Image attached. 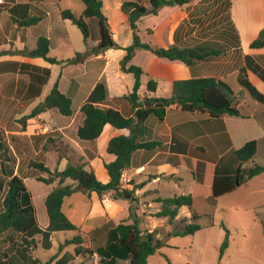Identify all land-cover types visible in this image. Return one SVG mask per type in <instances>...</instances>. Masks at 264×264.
<instances>
[{"label": "crops", "instance_id": "crops-1", "mask_svg": "<svg viewBox=\"0 0 264 264\" xmlns=\"http://www.w3.org/2000/svg\"><path fill=\"white\" fill-rule=\"evenodd\" d=\"M124 1L149 7V0H101L102 11L107 18L113 40L122 49L130 46L133 41L129 18L121 10ZM64 10L79 16L84 6L80 0H2L0 129H4L6 121L20 120L43 103L49 94H43L48 78L53 75L55 66L59 67L57 81L53 86L56 84L58 91L71 99L73 113L70 117H65L56 110H50L25 120L26 123L17 129H4L6 135H11L8 143L12 142L9 149L16 159L15 174L19 176L21 158H29L28 163L32 160L42 163L53 178L50 168L55 167V160L59 165L68 159L69 165L74 160L73 157H76L78 163L74 166L85 164V169L92 170L101 182L106 183L109 177L104 163L114 160L112 155L106 153L108 141L116 135H128V131L116 130L107 125L96 141H80L76 137L83 121L80 107L95 85L102 81L106 84L108 94L100 107L114 109L125 117H131V106L123 97L132 91L134 78L119 70V61L125 54L122 49H108L98 55H85L75 63H67L77 53L83 54L85 45L83 40L80 41L75 36L71 28L74 25L62 19L61 12ZM27 18H37L39 21L35 25L22 26L20 22ZM86 23L90 35L89 44L96 46L99 40L98 22L89 19ZM136 26L138 37L141 33L154 37L158 48L216 46L218 49H230V54L228 51L223 55L210 57L191 68L181 63L158 59L149 51L137 50L131 64L143 70L138 91L139 102L146 96L169 98L174 81L191 78H238L245 56H250L264 69V47L250 48V44L264 29V0H193L182 6L162 7L157 15L141 17ZM40 37L49 41L48 57L57 60L59 64L52 65L42 58H32L25 54L36 48ZM227 40L232 41V46ZM140 42L147 44L142 40ZM43 70H49L50 73L45 82ZM246 74L248 82L264 96V82L249 70ZM149 80L156 83V90L151 94L146 90ZM247 94L241 87L234 89L231 95L236 98L239 107L243 108L239 117L225 115L212 119L200 112H184L174 105L166 111L162 121L153 116L146 119L142 141L156 142L158 146L152 150L141 149L133 153L130 167L123 173L127 182L122 185L124 189L135 190L138 201L133 213L140 221L143 232H153L157 230L158 221H165L167 225L163 227L164 234L169 233V227L180 218L183 222L190 223L192 214L212 216L217 206L225 200L231 204V209L264 205V172L245 185L227 192L240 166L234 152L246 143L256 141L257 151L252 160L241 164L242 168L255 165L264 167V104L248 98ZM15 124L20 125L18 122ZM48 152L55 156L53 167L48 166L46 161ZM37 178L39 177L35 179ZM22 179L25 182V178ZM68 181L70 180H66L64 185L76 187L74 182L70 184ZM214 191H217L215 196ZM76 193L82 194L85 201L76 204L69 200L65 204L64 200L62 212L79 229V234L86 236L108 223H132L127 201L112 200L108 195L98 198L95 193L88 195L81 190ZM187 195L193 198L192 208H180L172 224L168 222V218L154 217L161 210L158 199ZM197 201L203 209H198ZM143 224L148 227L147 230L143 229ZM47 225L48 219L42 225V230ZM37 237L41 244V235ZM20 239L21 235L12 233L11 230L4 233L0 237V253L16 256V264H32L22 250L16 251L15 245ZM29 255L31 256V251ZM90 259L99 264L96 256Z\"/></svg>", "mask_w": 264, "mask_h": 264}, {"label": "trees", "instance_id": "trees-1", "mask_svg": "<svg viewBox=\"0 0 264 264\" xmlns=\"http://www.w3.org/2000/svg\"><path fill=\"white\" fill-rule=\"evenodd\" d=\"M80 1L84 6L81 15L77 16L69 10L61 12L62 19L69 21L80 31L85 45V52L83 54L77 53L67 63H75L85 55H98L108 49H122L113 40L107 18L102 11L101 0ZM191 1L193 0H149L148 8L137 2L124 1L122 3L121 10L129 18L133 41L130 46L122 49L125 54L119 61V70L121 73L131 74L134 78L132 91L123 97L131 106L132 116L125 117L117 110L100 107V105L105 103L108 94L106 84L100 81L80 107L83 121L76 132V137L80 141L94 142L101 136L104 127L107 125L116 130H126L128 135H116L108 141L106 153L114 157L112 162L104 163V168L109 177L108 182H101L92 170L85 169V164L78 166L67 165L63 171L54 172L53 177L57 179L58 183L57 187L49 192L44 201L48 219V225L44 230L39 228L35 206L27 185L21 177L15 174V165L9 157L8 143L5 140L4 131L0 129V171L7 178L5 186L3 182H0V192L5 187L0 202V237L10 230L21 235L20 241L15 245L16 251L22 250L32 264H37V260H32L29 253L37 247L36 237L38 235H41L42 247L50 249L51 236L54 233L69 231L79 233V229L62 212L64 200L78 190L88 195L95 193L98 198L108 195L112 200L127 201L130 205L129 216L132 220L131 224L120 223L112 225L108 223L84 236V238L89 239L91 244L95 245L94 248L85 247L83 244L84 239L80 234L67 240L65 244L75 245L74 254L76 256L82 255L85 261L96 256L99 264H147L149 257L167 246V239L194 235L201 230V226L196 223L200 216L192 214L190 223L181 231H172L163 235H159L157 230L143 232L140 229V221L133 213L134 205L138 201L135 197V190L124 189L120 183L122 174L130 167L131 158L135 151L141 149L152 150L158 146L156 142L142 141L145 135L144 122L148 117L153 116L158 121H162L166 111L174 105L184 112H200L207 114L212 119H219L225 115L239 117L242 115L243 108L239 107L236 98L231 95H233L234 89L241 87L248 93V98L250 97V99L264 104V96L248 82L246 74L247 70H249L264 82V69L256 64L250 56L244 57V66L239 70L238 78L229 77L222 80L191 78L174 81L169 98L156 99L146 96L139 102L138 91L143 70L131 64V60L137 50L149 51L158 59L181 63L190 68L210 57L220 55L221 50L216 46H198L195 48L171 46L158 48L140 42L136 33V22L141 17L157 15L158 11L165 6H182ZM89 19H95L99 26V40L96 46L93 47L89 44L90 35L86 23ZM38 21L37 18H27L20 23L22 26H31ZM227 41L232 46V41ZM49 46V41L40 37L36 48L25 54L32 58H42L52 65L59 64L60 62L57 60L48 57ZM263 47L264 29L250 44L251 49ZM43 74V82H45L50 75L49 70H43ZM146 90L148 94L154 93L156 83L153 80H149ZM71 105V99L67 95L61 94L55 84L43 103L36 106L20 122L24 124L25 120L35 118L50 110H56L62 116L70 117L73 113ZM256 151L257 142L250 141L234 152L240 166L237 168L235 177L227 188V192L245 185L250 179L264 172V167L258 165L251 168H242L241 164L252 160ZM29 163L33 169L49 173V169L42 163ZM54 179L47 180L39 177L37 181L49 185ZM66 180L74 182L76 187L64 185ZM213 195H217V191H214ZM157 202L161 204V210L154 217L168 218L170 224L178 216L180 208L187 207L191 209L193 206L191 195L158 199ZM220 228L224 229L225 232L220 249L222 254L223 250L228 246L229 233L223 225H220ZM102 238L104 239V244L98 245L99 240ZM67 259L68 255L65 254L56 264H66ZM16 262H18L16 256H7L0 253V264H16Z\"/></svg>", "mask_w": 264, "mask_h": 264}, {"label": "rangeland", "instance_id": "rangeland-1", "mask_svg": "<svg viewBox=\"0 0 264 264\" xmlns=\"http://www.w3.org/2000/svg\"><path fill=\"white\" fill-rule=\"evenodd\" d=\"M209 1V0H208ZM212 14V13H211ZM216 13H214L215 15ZM218 13L217 16H219ZM225 15V13H224ZM73 31L78 40H83L80 31L74 26ZM140 40L151 47H158V42L154 37L146 36L145 33L140 34ZM123 41V40H122ZM131 41L129 42V45ZM220 55L228 52L230 54V49H220ZM60 69L55 66L53 75L48 78V83L44 90V95L49 93L52 89L53 84L57 81V76ZM7 120V119H6ZM21 120V119H20ZM20 120L12 122V119L6 121L3 125V128L7 131H12L17 129L24 124L20 123ZM18 122L20 125H16ZM4 129L2 131H4ZM5 134V131H4ZM11 135H4L6 142L10 140ZM8 143V148L9 144ZM54 149V148H53ZM9 157L12 159V163L15 165L16 159L13 158L12 152L9 149ZM61 153V149H59ZM44 154V153H42ZM58 155V154H57ZM47 163L48 166L53 167L54 155L48 152ZM74 160L69 162V165H77L76 157H73ZM71 158V159H73ZM29 158H21V164L19 166V176L25 178V182L29 192L31 193L33 204L36 210V217L39 223V228L42 230V225L47 221V215L45 211L44 201L45 195L48 191L53 190L57 187V179H54L53 174L56 170L62 171L68 164V159L65 160L64 164H57L55 160V167L50 168L53 171L52 177L53 181L49 185H45L42 182L37 181L36 177H43L44 179L50 180V172H40L37 169L30 167L28 163ZM38 161V160H37ZM30 162H33L30 161ZM28 163V164H27ZM3 164V163H1ZM28 165V166H27ZM1 168V167H0ZM0 182H7V178L0 171ZM72 183V181H68ZM71 186V185H70ZM5 191V187H4ZM78 192V191H77ZM3 192H0V202L3 196ZM69 198V197H68ZM65 199V204L69 200H73L78 204L80 201H85L80 193H73L71 199ZM198 209H203V206L198 204ZM200 207V208H199ZM231 204H228L227 200L221 202L217 206L215 214L212 216H202L198 220V224L202 227V230L195 233L193 236L186 237H174L167 239V247L160 249L156 254H154L148 261V264H264V205L249 207L241 206L239 209H231ZM208 209V208H207ZM65 210V209H64ZM77 222L76 219L73 220ZM189 222H183L182 218L179 221H175L172 227H169V231H181L185 225ZM167 223L164 221H158L157 232L161 235L164 234L163 227ZM220 225H223L224 228L228 231V246L223 250V253H220L222 242L224 239V229L220 228ZM148 228V227H147ZM146 225L143 224V229L147 230ZM150 229V227H149ZM12 233H15L12 231ZM79 235L78 232H59L54 233L51 237V247L50 249H45L40 244L39 237H36L37 247L31 250V256L33 259L37 260V264H55L61 257L65 254L68 255L66 264H96L93 259L85 261V258L82 255L76 256L74 254L75 245H67L65 242L70 240L74 236ZM81 235V234H80ZM84 246L94 248L95 245L89 242L88 238H84ZM104 239H100L98 245H103ZM88 258L87 256H85Z\"/></svg>", "mask_w": 264, "mask_h": 264}, {"label": "built area", "instance_id": "built-area-1", "mask_svg": "<svg viewBox=\"0 0 264 264\" xmlns=\"http://www.w3.org/2000/svg\"><path fill=\"white\" fill-rule=\"evenodd\" d=\"M0 4H2V0H0ZM126 182H127V181L125 180V176H124V174H122L121 179H120L121 186H122L123 184H125Z\"/></svg>", "mask_w": 264, "mask_h": 264}]
</instances>
